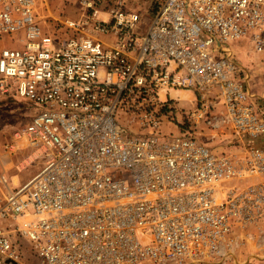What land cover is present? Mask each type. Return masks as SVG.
<instances>
[{
	"label": "built area",
	"instance_id": "built-area-1",
	"mask_svg": "<svg viewBox=\"0 0 264 264\" xmlns=\"http://www.w3.org/2000/svg\"><path fill=\"white\" fill-rule=\"evenodd\" d=\"M40 6L0 0V37L20 36L0 50V94L30 109L0 153L26 151L17 173L41 160L16 187L0 176V264H27L18 239L38 264L225 262L239 231L264 228V96L224 46L247 42L264 67V0H152L149 16L87 3L48 29ZM170 91L196 102L183 122L229 145L161 133Z\"/></svg>",
	"mask_w": 264,
	"mask_h": 264
},
{
	"label": "rangeland",
	"instance_id": "rangeland-1",
	"mask_svg": "<svg viewBox=\"0 0 264 264\" xmlns=\"http://www.w3.org/2000/svg\"><path fill=\"white\" fill-rule=\"evenodd\" d=\"M123 3L126 7L140 9L149 16L152 11V0H46V6H40L39 19L40 24L45 29H48L51 24V17L53 18H67L71 20H80V18L87 16L88 12L85 5L91 3L95 10L99 12H107L113 8L117 2ZM102 17H106L100 14ZM16 38V36H15ZM18 36L14 41L9 36L0 37V50L4 48L15 47L19 43ZM15 42L12 44L11 42ZM235 52L236 60L239 61L250 73L251 87L262 84V61L261 56L256 55L251 46L247 42H239L224 45ZM174 97V101L170 103L172 110L169 116L165 118L161 125V133H178L188 132L197 140L206 144L209 150L219 149L224 150L229 145L232 139L229 130L218 128L210 131L203 123L194 124L183 122V114H187L194 110L196 102L190 92L176 91L169 93ZM208 101L213 104L218 103L213 91L206 94ZM221 107L217 106L213 111L220 113ZM29 106L17 99L13 94H0V145L10 144L12 134L17 129L23 127L27 123V116L29 114ZM120 121V120H118ZM177 122H181L178 124ZM133 131L140 132L137 127L131 128ZM216 135L211 138L210 135ZM124 136V134H122ZM248 146L252 142L244 140ZM254 145L264 147V140L253 142ZM27 155L19 146H16L14 153H0V176L4 174L9 178V185L16 187L22 183L27 177L33 176L41 166V160L35 162L23 172L17 173L13 167L23 161ZM15 184V185H14ZM2 194L0 191V199ZM19 249L24 261L27 264H38L35 255L31 253L29 243L18 239ZM219 264H264V228L250 227L246 230L239 231L234 239L233 254L227 256V260Z\"/></svg>",
	"mask_w": 264,
	"mask_h": 264
},
{
	"label": "crops",
	"instance_id": "crops-1",
	"mask_svg": "<svg viewBox=\"0 0 264 264\" xmlns=\"http://www.w3.org/2000/svg\"><path fill=\"white\" fill-rule=\"evenodd\" d=\"M252 90L257 94V95H259V96H264V88H262L261 87V85L259 84V85H257L256 84V86L254 87V88H252ZM261 105H264V100H262L261 102ZM218 104V103H217ZM28 180V178L27 177H25V179L22 181V183H25L26 181ZM21 183V184H22ZM15 185V184H14Z\"/></svg>",
	"mask_w": 264,
	"mask_h": 264
}]
</instances>
